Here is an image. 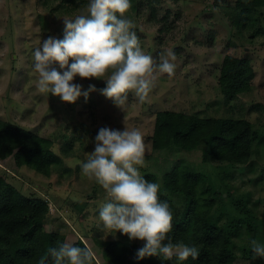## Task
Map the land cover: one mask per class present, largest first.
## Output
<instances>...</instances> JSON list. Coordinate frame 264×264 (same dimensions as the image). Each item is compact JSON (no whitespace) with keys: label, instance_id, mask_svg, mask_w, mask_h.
<instances>
[{"label":"rangeland","instance_id":"374dc122","mask_svg":"<svg viewBox=\"0 0 264 264\" xmlns=\"http://www.w3.org/2000/svg\"><path fill=\"white\" fill-rule=\"evenodd\" d=\"M88 3L84 0L73 7L68 0H0V120L52 140L62 159L47 178L27 168L18 169L9 157L0 161V175L21 192L38 194L47 201L46 231L62 234L69 243L81 237L92 249L95 264H110L94 240L116 237L99 219L100 208L111 201L81 169L94 151L99 130L139 129L148 146L146 167L141 169L161 174L166 166L162 158L167 156L155 152L150 140L157 112L245 119L255 131L249 162L233 165L208 159L205 164L207 184L215 194L209 221L224 230L232 229L233 264L264 259L254 257L250 245L253 239L264 245V22L238 33L221 9L234 5L235 0H154V17L147 0H130L132 7L126 16L135 24L142 50L159 62L171 49L176 55L175 74L171 78L160 75L144 103L129 93L123 110L101 94L106 81L95 78L74 79L82 91H88L90 85L96 88L87 99L81 95L74 104L40 94L32 53L49 37L63 39V19L85 13ZM252 30L259 33L253 35ZM226 53L251 60L255 78L249 92L236 96L220 93L219 68ZM200 157L201 152L173 154L168 161L197 164ZM129 242L142 247L146 243Z\"/></svg>","mask_w":264,"mask_h":264},{"label":"trees","instance_id":"16d2710c","mask_svg":"<svg viewBox=\"0 0 264 264\" xmlns=\"http://www.w3.org/2000/svg\"><path fill=\"white\" fill-rule=\"evenodd\" d=\"M83 1L68 0V3L77 7ZM147 4L154 17V0H147ZM221 7L238 33L264 22L261 15L264 0H235L234 5ZM251 32L253 35L259 33ZM254 78L255 72L248 57L240 58L232 53L224 55L218 78L221 94L247 93ZM254 137L253 125L245 119L201 118L169 110L157 112L150 140L155 152H164L167 156L162 158L166 166L159 169L161 174L159 170L157 174L141 168L139 172L149 182L160 185V200L170 206L173 220L169 236L172 242L197 247L199 256L195 260L189 257L186 261H179L177 257L164 261L158 256L141 260L136 255L141 244L129 242L127 235L116 232L113 239L95 238L103 258L110 264H233L232 229L224 230L209 221L215 206V194L207 184L204 168L208 159L233 165L247 164L252 155ZM54 147L52 140L0 120V161L12 157L18 169L27 168L48 178L62 161ZM196 152H201L197 164L185 160L168 161L173 154ZM49 212L43 197L21 192L0 175V264H40L42 257L46 258L45 264H52L49 249L57 248L65 239L56 231L45 230ZM72 222L76 224L75 220ZM72 244L88 247L81 237ZM249 260V264H264V259Z\"/></svg>","mask_w":264,"mask_h":264},{"label":"clouds","instance_id":"9594fccd","mask_svg":"<svg viewBox=\"0 0 264 264\" xmlns=\"http://www.w3.org/2000/svg\"><path fill=\"white\" fill-rule=\"evenodd\" d=\"M131 7L130 0H89L85 13L64 18L63 39L49 37L32 53L37 91L74 104L81 95L87 99L89 92L96 91L94 85L82 91L81 85L73 83L79 76L106 81L101 94L122 110L129 93L144 103L160 75L171 78L175 74L176 55L169 49L157 62L144 53L133 30L135 24L126 16ZM146 151L143 133L136 128L125 126L120 131L104 127L95 137L94 151L81 163V169L111 201L99 210L103 228L127 235L129 240L145 241L137 251L138 259L195 260L197 247L173 243L169 236L173 213L169 204L160 200V185L139 172L146 167ZM250 245L254 257L264 258V245L255 239ZM49 254L52 264H93L94 259L91 248L69 242L50 248ZM45 259L42 257L40 264H45Z\"/></svg>","mask_w":264,"mask_h":264}]
</instances>
